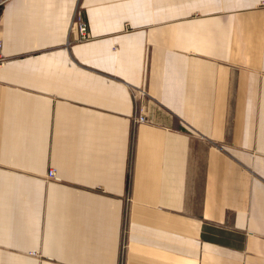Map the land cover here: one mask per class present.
I'll list each match as a JSON object with an SVG mask.
<instances>
[{"label":"crops","instance_id":"obj_1","mask_svg":"<svg viewBox=\"0 0 264 264\" xmlns=\"http://www.w3.org/2000/svg\"><path fill=\"white\" fill-rule=\"evenodd\" d=\"M0 41V264H264V0H0Z\"/></svg>","mask_w":264,"mask_h":264},{"label":"built area","instance_id":"obj_2","mask_svg":"<svg viewBox=\"0 0 264 264\" xmlns=\"http://www.w3.org/2000/svg\"><path fill=\"white\" fill-rule=\"evenodd\" d=\"M75 28L77 31V38L75 43H84L92 40L89 23L85 18L83 8L80 4H77L75 12L73 14L71 29ZM74 41H68L67 46H70ZM3 44L0 41V66L6 61L5 56L2 54ZM130 92L133 101V114H132V124L133 127L138 125L151 124V120L146 115L143 103L149 99V93L143 87H130ZM47 179L58 180L56 171L54 169L49 170L47 174ZM128 247L127 244V228L124 229V243L121 251V255L125 253Z\"/></svg>","mask_w":264,"mask_h":264}]
</instances>
